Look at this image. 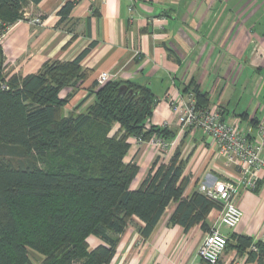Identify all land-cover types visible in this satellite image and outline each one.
<instances>
[{"label":"crops","instance_id":"obj_1","mask_svg":"<svg viewBox=\"0 0 264 264\" xmlns=\"http://www.w3.org/2000/svg\"><path fill=\"white\" fill-rule=\"evenodd\" d=\"M26 2L22 18L2 41L8 77L36 74L47 61H73L93 43L81 63L87 79L61 93L62 98L71 96L66 115L87 111L94 97L83 101L102 73L109 75L108 81L147 86L154 94L157 104L147 124L171 133V149L165 153L149 142L138 145L130 139L125 163L139 167L132 189L141 186L158 158L167 164L176 152L188 180L185 198L202 183L239 180L240 169L228 163L208 136L181 128L166 98L197 87L208 97L204 107L220 111L225 120L243 117L245 126L252 119L264 121V0H97L93 6L87 0ZM69 2L74 7L62 19L59 12ZM117 130L115 125L113 133ZM236 204L243 218L232 230L220 226V209H213L206 229L197 225L186 231L170 222L177 207L172 202L144 240L139 232L144 224L134 217L119 235L110 264H207L198 250L215 226L233 244L241 236L264 244V183L257 191H241ZM91 241L93 248L101 244L96 238ZM219 264L258 260L232 249Z\"/></svg>","mask_w":264,"mask_h":264},{"label":"trees","instance_id":"obj_2","mask_svg":"<svg viewBox=\"0 0 264 264\" xmlns=\"http://www.w3.org/2000/svg\"><path fill=\"white\" fill-rule=\"evenodd\" d=\"M0 3L2 34L22 18L27 2ZM73 7L65 4L61 18ZM92 47L73 61H47L38 73L20 78L5 74L0 45V264H110L119 235L134 217L143 222L139 232L147 240L172 202L177 207L170 222L186 231L206 229L208 215L221 207L199 191L183 197L188 180L179 152L167 164L158 158L141 186L132 189L139 167L125 163L130 139H172L166 128L147 124L157 104L149 87L96 82L83 101L94 97L87 111L65 114L71 96L61 93L87 79L81 63ZM123 85L125 94L119 93ZM192 93L204 107L207 95L197 87ZM249 123L256 128L259 121ZM91 238L101 244L93 248ZM232 249L264 264L261 242L228 239L226 250Z\"/></svg>","mask_w":264,"mask_h":264},{"label":"built area","instance_id":"obj_3","mask_svg":"<svg viewBox=\"0 0 264 264\" xmlns=\"http://www.w3.org/2000/svg\"><path fill=\"white\" fill-rule=\"evenodd\" d=\"M87 1L92 6L97 2ZM34 22L40 23V19ZM5 26L0 20V27ZM9 28L0 34L1 46ZM108 80L107 73L99 76L101 84ZM166 101L182 129L203 132L214 142L218 152L226 157L228 163L240 169V178L235 182L218 179L212 183H202L198 188L201 194L220 204V226L229 230L236 228L243 218V213L236 204L237 196L244 190H258L260 184L264 183V121L259 122L256 128L251 124L245 126L239 118L227 121L220 111L200 106L192 92L178 98L168 96ZM131 140L138 145L144 143L139 137H132ZM149 143L165 153L171 149L170 143L163 138H152ZM227 245L228 238L220 232L219 226H215L206 235L198 256L207 264H217ZM250 250L255 253L259 251L256 246H252Z\"/></svg>","mask_w":264,"mask_h":264},{"label":"water","instance_id":"obj_4","mask_svg":"<svg viewBox=\"0 0 264 264\" xmlns=\"http://www.w3.org/2000/svg\"><path fill=\"white\" fill-rule=\"evenodd\" d=\"M127 91H128V88L126 85L121 86L119 89V93H121V94H125ZM129 93H133V91L130 90Z\"/></svg>","mask_w":264,"mask_h":264}]
</instances>
